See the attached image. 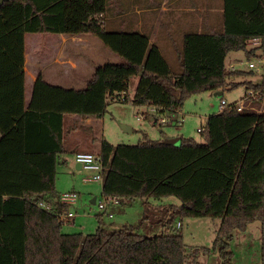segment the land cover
<instances>
[{
  "label": "trees",
  "instance_id": "obj_1",
  "mask_svg": "<svg viewBox=\"0 0 264 264\" xmlns=\"http://www.w3.org/2000/svg\"><path fill=\"white\" fill-rule=\"evenodd\" d=\"M224 3L222 31L183 35L179 74L147 33L107 29L108 0H9L0 6V264H203L200 253L212 251H218L223 264H232L234 233L255 221L261 226L264 264V112L250 106L264 100L262 91L246 99L242 110L211 114L203 142L182 137L175 145L147 134L133 147L102 140L103 195L145 203L152 197H177L181 204L171 205L165 215H146L135 226L109 231L97 214L98 227L88 234L64 232L60 219L71 207L59 202L56 191L59 156L67 153V115L101 119L108 100L129 101L136 76L134 105L181 108L198 91L239 85L247 91L264 89V84L232 80L244 71H226L231 51L250 56V40L264 44V0ZM28 33L90 34L122 62L98 64L83 89L53 85L40 74L28 102ZM51 197L56 202L46 209L41 202ZM184 217L221 219L212 248L188 249L173 227ZM150 220L162 225V233L136 230Z\"/></svg>",
  "mask_w": 264,
  "mask_h": 264
},
{
  "label": "rangeland",
  "instance_id": "obj_2",
  "mask_svg": "<svg viewBox=\"0 0 264 264\" xmlns=\"http://www.w3.org/2000/svg\"><path fill=\"white\" fill-rule=\"evenodd\" d=\"M137 1L148 2L149 4L147 5H150L149 7L157 6L155 0H108L109 10L107 15L110 17L119 11L131 12L132 10H130L129 7H135L134 2ZM136 4L142 6L140 3ZM158 12L159 11H156V13ZM110 27L111 26H108L107 29L111 30ZM161 27L163 26L155 23L154 31L150 35L156 37V33H160L161 31ZM162 29L164 31V27ZM41 36L43 39L45 36L57 37L58 35L26 34V61H28L27 66L29 69L32 65L34 44L38 41L35 38H40ZM90 37L95 40V43L100 46L101 50L95 51L93 54L91 53L92 56L89 59H93L98 64L122 62V58L105 47L97 37L93 35H90ZM45 42L46 45H48V40ZM151 44L155 43L151 42ZM157 45L160 47L163 55L165 53L166 59L174 73H181L179 60L176 57L174 59L169 58L168 54L164 52V33L160 36V41ZM263 45L260 39H252L249 41L247 47L251 49L250 56H247L244 50H235L228 54L226 59V71H233L231 65H236L237 69L235 70L246 72L241 76L232 78V80L248 82L250 85L258 84L262 86L264 84V50L261 48ZM250 62L256 64L254 68L249 67ZM83 74L86 75V72ZM73 75L79 77L78 74ZM138 81L139 76H136L132 78L130 82L128 102L118 99L108 100L107 109L103 117L99 120H95L90 126L86 124V120L83 119V117L67 115L65 118V129L66 131L71 130L72 132V135L66 137L65 145L67 149L72 151V149L75 148H84V150L80 152L100 154L99 152L103 139H106L115 147H133L143 141L144 134H147L148 137L154 141H163L164 139L167 141L184 137L193 138L197 142H203L205 140L204 134L197 131L198 127L201 126V117L208 118L211 114L218 111L220 97L222 95H225V98L229 102H234L241 100L247 93L246 85H239L231 90L222 89L217 91L204 90L195 92L184 101L181 107V111L184 114L183 123L176 126L161 127L155 123L154 116H149L142 120L137 119L140 108L134 105L132 99ZM79 87L84 88L85 86ZM263 90V88L254 90L257 93L256 96H258L261 91L264 92ZM29 94L30 86L28 85L26 87L27 101L29 99ZM250 106H254V109L259 112H264V100L259 103L258 101H251ZM122 124L130 126L132 131H125L122 128ZM78 136H80V138H78ZM93 176V171L77 168L72 152L67 151V153L60 154L57 164L56 191L59 194L70 191L78 193L76 204L69 208V210L76 213V222L75 224L64 222V232L94 233L98 227L97 214H102V226L109 231H114L123 228V225L126 224H139L144 214L149 215L150 219H152L154 216H157L155 214L156 211L158 213L160 212L159 214L163 212L165 215L166 210L170 209L171 205L179 206L181 204L180 200L173 196L164 197L162 199H155L152 197L148 199V203H145L144 199L137 198L133 201H124L123 207L116 210L115 218H110L108 215L104 214L103 210H101L98 205V202L104 199V180L89 181L88 179L93 178ZM94 197L97 198L95 204L91 202ZM50 199L57 198L51 197ZM153 207H158V209L155 210ZM160 209H162V212ZM83 216L86 217V221L81 223L79 220H82ZM178 223L181 224V227H178ZM220 223L221 219L184 217L183 219L177 218L173 227L175 230L181 231L188 249H192L196 246L200 248H212ZM152 224V220L147 221V223L140 228H136V230L152 236L162 233V225ZM82 225L87 227V229H83ZM261 245V226L259 221L249 224L244 231H236L231 242V250L234 253L232 264H262ZM199 260L203 264H223L218 251H212L210 254L200 253Z\"/></svg>",
  "mask_w": 264,
  "mask_h": 264
},
{
  "label": "crops",
  "instance_id": "obj_3",
  "mask_svg": "<svg viewBox=\"0 0 264 264\" xmlns=\"http://www.w3.org/2000/svg\"><path fill=\"white\" fill-rule=\"evenodd\" d=\"M136 3H140L142 6ZM134 4L135 7H129L132 10L131 12L119 11L110 17L106 14L105 20L107 27L111 26V30H139L149 34L150 41L155 44H159L160 36L164 33V52L172 59L176 57L179 60L178 53L182 47L183 35L185 33L191 31H222L224 29V0H162L156 7H149L150 5H147L149 3L144 1H137ZM156 11L159 12L156 13ZM155 23L163 26L164 31L162 29L163 27H161L160 33H156V37H152L150 34L154 31ZM50 35L58 36H43V39L42 36L35 38L38 41L34 44L30 69L27 66L28 61H25L26 87L28 85L30 86L28 102L32 98L34 84L40 74H43L44 78L53 85L68 89H83L79 86L86 87L87 81L92 77L98 65L93 59H89L92 56L91 53L93 54V52L101 50L100 46L95 43V40L90 37V34L70 35L62 33ZM46 40L49 42L48 45H46ZM164 58L166 59L165 53ZM84 72H86V75L83 74ZM73 74H78L79 77ZM221 97L225 98V95ZM78 117L82 118L83 116ZM83 119L86 120L88 126L92 125L95 120H99L93 117H83ZM68 135H72L71 130H67L66 136ZM81 150H84V148H75L72 151L67 149V151L73 153L74 159L75 154ZM77 164L79 163L76 162V166ZM78 169L85 168L82 166V168L80 167ZM96 199L94 197L91 202L95 204ZM93 200L95 201L93 202ZM55 202L56 199L49 200L50 204ZM122 205H124V202L118 200L110 205V211L113 214L112 218H115L116 210L123 207ZM153 209L156 210L158 207H153ZM160 210L162 212V209ZM159 213L157 211L155 212L156 215H159ZM100 216L102 217V214ZM145 216L144 214L143 218ZM75 217L72 220H64V222L75 224ZM79 221L81 223L85 222L86 217L83 216L82 220ZM126 225L135 226L134 224ZM82 228L87 229L84 225H82Z\"/></svg>",
  "mask_w": 264,
  "mask_h": 264
},
{
  "label": "built area",
  "instance_id": "obj_4",
  "mask_svg": "<svg viewBox=\"0 0 264 264\" xmlns=\"http://www.w3.org/2000/svg\"><path fill=\"white\" fill-rule=\"evenodd\" d=\"M254 62L249 63L250 68L255 67ZM231 69L235 70L236 65L232 66ZM256 92L253 89H249L246 93V95L239 101H234L235 104H232L233 102H229L226 98L220 97V104L218 107L217 112H223L227 109L235 108L237 110H242L245 104L246 99L255 98ZM113 99V98H112ZM114 99L123 100L124 98L121 97H114ZM140 108V111L138 112L137 119L142 120L146 119L149 116H154L155 123H157L161 127L166 126H176L181 123H183L184 114L181 111V108H166L163 106H157V105H136ZM206 123L207 118L202 117L201 118V126L198 127L197 131L200 133H203L206 129ZM75 161L77 163L82 164L83 168L87 170H91L94 172L93 178L88 179L96 180V181H103L104 180V173L106 170L103 158L98 153H92V152H77L75 154ZM58 200L62 204H66L69 206H72L76 204L78 200V193L75 191L65 192L59 194ZM116 200L111 197H105L102 201L98 202L99 208L103 210L104 214L108 215L110 218L113 217V214L111 211H109L110 205L114 203ZM41 205L45 207L46 209H50L52 204L49 202H41ZM75 212L69 210L63 214L60 215L61 220H72L75 217ZM178 227H181V224L178 223Z\"/></svg>",
  "mask_w": 264,
  "mask_h": 264
},
{
  "label": "water",
  "instance_id": "obj_5",
  "mask_svg": "<svg viewBox=\"0 0 264 264\" xmlns=\"http://www.w3.org/2000/svg\"><path fill=\"white\" fill-rule=\"evenodd\" d=\"M6 1H9V0H0V6H2ZM122 128L127 131V132H131L132 129L130 126L126 125V124H122ZM166 143H169V144H175V145H180L181 144V138H178V139H170V140H167ZM82 168V164H77V168ZM95 200H93L94 202Z\"/></svg>",
  "mask_w": 264,
  "mask_h": 264
}]
</instances>
